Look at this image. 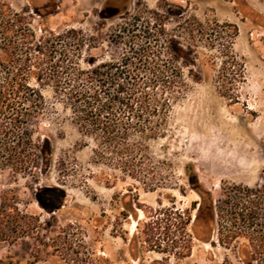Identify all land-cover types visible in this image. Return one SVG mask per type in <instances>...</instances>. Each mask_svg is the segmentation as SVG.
Listing matches in <instances>:
<instances>
[{
  "label": "rangeland",
  "instance_id": "374dc122",
  "mask_svg": "<svg viewBox=\"0 0 264 264\" xmlns=\"http://www.w3.org/2000/svg\"><path fill=\"white\" fill-rule=\"evenodd\" d=\"M249 1L0 0L24 18L32 36L27 50L50 33L58 37L47 46L54 58L40 60L43 66L60 55V65L78 68L157 61L177 66L187 84L165 136L149 142L152 182L96 161L94 140L47 85L51 80L28 77L43 101L21 119L16 135L23 145L11 137L7 146L29 158L24 170L0 163L5 213L17 207L27 215L20 221L26 234L0 242V258L14 264H264V229L251 240L242 225L229 238L234 223L226 203L234 187L264 184V17ZM224 24L235 25L236 35ZM229 46L242 78L238 67L221 66L220 53ZM5 59L0 47V63ZM194 185L211 193L217 215L210 240L192 239L186 254L178 223L198 201Z\"/></svg>",
  "mask_w": 264,
  "mask_h": 264
},
{
  "label": "trees",
  "instance_id": "16d2710c",
  "mask_svg": "<svg viewBox=\"0 0 264 264\" xmlns=\"http://www.w3.org/2000/svg\"><path fill=\"white\" fill-rule=\"evenodd\" d=\"M24 21L21 14L0 2V47L6 58L0 63V163L15 162L19 166L15 171L24 170L29 158L28 154L15 151V147L8 149L7 140L12 137L16 147L23 145V139L16 135L24 125L21 119L37 108L35 102L43 101L41 91L27 82L28 77L34 76L38 81L51 80L47 85L70 108L80 131L94 140L96 161L110 165L123 177L154 182L148 145L166 134L172 106L187 88L182 71L177 66L161 65L157 61L150 66L116 67L100 63L88 68L69 67L59 64L61 55L55 64L43 66L40 60L50 63L54 58L47 46L58 37L50 33L41 37L40 45L27 50L25 45L31 44V40L28 41L31 35H27L29 29ZM223 26L236 35L235 25ZM147 54L148 50L140 52L141 56ZM179 54H183L182 51ZM220 56L223 69L238 67L243 77V66L230 46L222 50ZM30 60L35 61L34 65ZM193 189L198 196V201L192 203L193 213L185 210V219L178 223L188 242L186 254L192 239L210 240L217 215L211 193L200 185H194ZM228 198V214L234 223L228 237L235 239L242 225L249 239L258 237L264 229V184L252 188L236 186ZM11 209L12 214L5 213V199L1 195L0 242L10 244L26 234L20 221L27 217L20 215L17 207ZM175 222L170 223L173 228ZM151 230L147 241L154 236ZM8 234L14 235L13 241H8ZM0 264L14 263L5 257L0 258Z\"/></svg>",
  "mask_w": 264,
  "mask_h": 264
},
{
  "label": "crops",
  "instance_id": "0c3cea01",
  "mask_svg": "<svg viewBox=\"0 0 264 264\" xmlns=\"http://www.w3.org/2000/svg\"><path fill=\"white\" fill-rule=\"evenodd\" d=\"M248 6L257 15L264 17V2H261L260 0H251L248 2Z\"/></svg>",
  "mask_w": 264,
  "mask_h": 264
}]
</instances>
